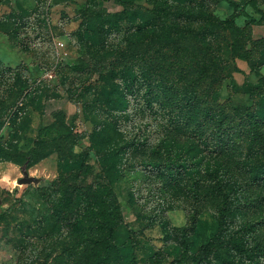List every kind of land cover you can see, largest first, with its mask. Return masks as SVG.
I'll use <instances>...</instances> for the list:
<instances>
[{"label": "rangeland", "instance_id": "1", "mask_svg": "<svg viewBox=\"0 0 264 264\" xmlns=\"http://www.w3.org/2000/svg\"><path fill=\"white\" fill-rule=\"evenodd\" d=\"M235 1L236 6L227 0H0V61L23 71V88L5 100L8 114L0 120V212L12 205L0 223V264H65L66 251L79 241L87 240L91 252L104 247L105 232L87 233L85 239L58 223L40 188L58 176L60 155L69 170L86 154L95 165L96 133L105 127L120 136L114 126L125 124L128 134L148 129L154 141H172L121 77L139 72L148 60L164 80L195 89L202 108L232 119L234 213L219 225L214 200L196 211L187 193L167 188L129 157L109 182L125 221L111 237L116 249L105 264H264V255L243 251L264 239V182L253 183L246 171L264 175V142L252 149L241 121L252 108L264 123V23L249 17L264 14V0ZM142 4L171 8L175 22L185 27L189 34L180 41L179 55L173 46L174 52L153 42L160 24L147 18ZM242 7L248 15L236 22L245 33L240 47L247 57L235 53L224 24ZM95 63L104 68L95 69ZM75 64L83 69L74 70ZM98 99L108 112L91 109L87 117L85 102ZM61 112L73 130L62 153L54 151L27 168L32 180L19 183L25 173L16 160L34 145L38 129ZM44 140L50 148L61 143L53 132ZM251 220L261 230L249 231ZM184 236L193 252L211 240V254L203 262L182 259Z\"/></svg>", "mask_w": 264, "mask_h": 264}, {"label": "trees", "instance_id": "2", "mask_svg": "<svg viewBox=\"0 0 264 264\" xmlns=\"http://www.w3.org/2000/svg\"><path fill=\"white\" fill-rule=\"evenodd\" d=\"M227 1L234 6L238 5L235 0ZM139 7L146 12L147 18L160 24L153 42L161 45L164 50L170 49L174 52L173 46L175 53L179 55L182 49L180 41L189 33L185 27L175 22L177 19L171 8L154 4H142ZM243 14L248 15L244 7L230 14L224 20V24L233 38L235 53L247 57V54L241 53L240 47L245 33L236 22ZM249 17L255 24L264 23V14L260 17L251 15ZM43 20L46 22V17H43ZM154 64L153 60L152 62L148 60L139 72L129 75V78L121 77L130 93L143 101L141 110L150 118L156 119L157 126H160L167 136L171 134L174 137L172 141L169 142L167 139L154 141V132L148 129L128 134L125 124L114 126L113 131L120 136H114L105 127L96 133L95 165L90 161L91 156L86 154L81 160L76 161L72 170H69L65 168L67 159L60 155L58 176L51 181L50 186L40 188L57 222L63 223L67 231L73 233L78 230L85 239L87 233L97 231L106 233L103 248L91 252L87 240L79 241L75 248L66 251L65 264H105L114 253L116 244L111 241V237L123 225L125 215L122 204L109 182L113 181L111 176L119 173L121 164L129 157L149 167L167 188L187 193L196 211L202 210L209 200H214L219 225L224 226L234 213L232 206L234 190L230 184V174L233 172L230 160L234 157L230 139L232 119L221 113L217 114L218 111L213 108H202L195 89L189 86L182 88L174 82L164 80L161 70L155 69ZM71 67L74 70L83 69V65L80 64ZM103 68L95 63V69ZM114 70L112 67L111 71ZM22 73L21 65L12 67L0 61V120L8 114L9 107L5 105V100L23 88L19 82ZM85 104L84 111L87 117V111L90 112L91 109L102 115L105 111L108 112L101 99L87 100ZM241 121L243 129L249 136L251 148L263 144L264 123L258 114L252 108H248ZM49 132L61 138L59 145L47 147L48 143L44 136ZM157 132L160 133L159 130ZM72 133V127L66 122L65 113L61 112L52 123L38 129L34 145L23 153L22 159L16 160L20 169L26 170L54 151L61 154L64 141ZM181 142L186 144L177 146ZM212 162L215 165L210 168ZM24 164L26 165L23 166ZM246 171L253 183L260 185L264 182V175L258 176L252 168H247ZM93 174L95 176L90 180L89 177ZM11 207L12 205L0 212V223ZM246 226L253 233L262 228L256 220L248 221ZM182 245V259L191 258L196 262H203L213 250L211 240L202 243L194 252L191 251L190 243L185 236ZM243 251L264 255V239L250 248H243Z\"/></svg>", "mask_w": 264, "mask_h": 264}, {"label": "water", "instance_id": "3", "mask_svg": "<svg viewBox=\"0 0 264 264\" xmlns=\"http://www.w3.org/2000/svg\"><path fill=\"white\" fill-rule=\"evenodd\" d=\"M24 173H25V176L24 177H21L19 179V181H18L19 183L28 182V181H31L32 180V177L29 176V175H27V171L26 170H24Z\"/></svg>", "mask_w": 264, "mask_h": 264}, {"label": "built area", "instance_id": "4", "mask_svg": "<svg viewBox=\"0 0 264 264\" xmlns=\"http://www.w3.org/2000/svg\"><path fill=\"white\" fill-rule=\"evenodd\" d=\"M60 46H64V42L59 41Z\"/></svg>", "mask_w": 264, "mask_h": 264}]
</instances>
